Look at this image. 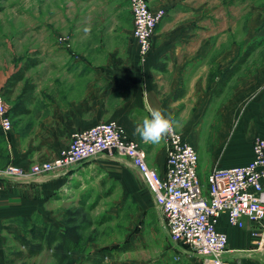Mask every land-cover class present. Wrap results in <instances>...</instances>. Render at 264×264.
I'll return each instance as SVG.
<instances>
[{
	"label": "crops",
	"instance_id": "crops-1",
	"mask_svg": "<svg viewBox=\"0 0 264 264\" xmlns=\"http://www.w3.org/2000/svg\"><path fill=\"white\" fill-rule=\"evenodd\" d=\"M122 1L128 2L115 5L114 21L95 33L94 44L92 33H76L72 40L79 44L52 48L58 54L55 61L32 65V83L16 101L17 112L9 113L11 129L5 133L0 128V154L7 165L28 171L33 163L57 155L74 131L114 120L146 151L148 164L163 173L164 140L152 145L135 134V126L153 109L170 114L177 131L195 146L198 175L205 176V182L214 166L248 162L253 156L252 138L264 135V42L217 93L237 52L217 45V33L194 28L200 21V4L195 1L186 11L182 33H153L151 48L141 60L132 36V14L127 27L118 20ZM148 2L152 10L162 6ZM23 107L29 112H21ZM26 130L30 136L22 141L19 133ZM64 176L55 171L47 177L0 178V256L6 261L49 251L18 258L16 252H25V246L7 238L11 232L19 236L24 222L29 226L33 217L45 214L49 193ZM217 227L227 236L222 255L226 264H264V220L257 224L244 218L243 226L236 227L222 215Z\"/></svg>",
	"mask_w": 264,
	"mask_h": 264
},
{
	"label": "rangeland",
	"instance_id": "rangeland-1",
	"mask_svg": "<svg viewBox=\"0 0 264 264\" xmlns=\"http://www.w3.org/2000/svg\"><path fill=\"white\" fill-rule=\"evenodd\" d=\"M152 1L162 4L153 11L164 10L154 33H182L186 11L196 1L201 16L194 28L201 29V33H217V45L222 49L231 47L238 56L248 43L264 37V0ZM118 3L120 0H0V95L9 113L21 97L23 86L32 83L34 71L32 66L27 68L24 79L14 87L7 84L9 77L25 63L55 61L58 54L52 48L79 44L72 40L76 33H92L94 44L95 33H102L103 25L114 21ZM121 8L118 20L127 27L131 20L128 2L122 1ZM19 136L24 141L30 135L26 130ZM3 155L0 164L4 166L0 169L7 165ZM65 174L50 191L45 214L33 217L29 226L24 222L19 232L31 239L34 228L42 225L61 231L72 229L77 234V245L61 264H91L86 257L97 250L111 253V258L105 260L108 264H211L182 253L169 240L165 218L149 188L124 161L100 157ZM200 179L206 187L205 176L200 175ZM7 240L15 243L17 238L11 232ZM0 264L56 262L49 250L10 263L0 256Z\"/></svg>",
	"mask_w": 264,
	"mask_h": 264
},
{
	"label": "built area",
	"instance_id": "built-area-1",
	"mask_svg": "<svg viewBox=\"0 0 264 264\" xmlns=\"http://www.w3.org/2000/svg\"><path fill=\"white\" fill-rule=\"evenodd\" d=\"M133 19L132 36L142 60L151 48V38L163 9L151 10L148 0H128ZM12 127L9 111L0 95V128ZM165 169L160 173L147 162L146 151L127 136L114 120L103 121L70 134V140L57 155L33 163L26 171L9 164L1 177H47L55 171L68 172L92 159L108 157L124 161L142 177L166 223L169 240L189 256L207 263L226 264L222 259L226 234L217 227L224 215L228 224L243 226L248 218L260 224L264 220V135L252 138V158L241 165L215 166L206 178V187L198 175L197 149L180 131L164 139Z\"/></svg>",
	"mask_w": 264,
	"mask_h": 264
},
{
	"label": "trees",
	"instance_id": "trees-1",
	"mask_svg": "<svg viewBox=\"0 0 264 264\" xmlns=\"http://www.w3.org/2000/svg\"><path fill=\"white\" fill-rule=\"evenodd\" d=\"M264 42V37H262L258 41H252L246 45L244 49L241 50V52L238 54L236 61L234 64L227 68L222 75L219 84L217 88L215 89L217 93H220L224 86L226 85V82L229 80V78L238 71L241 64H243L247 58L251 55V53L257 48V46L261 45ZM35 61H31L28 63H25L22 65V68H19L15 73H13L8 81L7 84L11 87H14L19 81L24 79L25 76V70L29 67H31ZM28 89V85H24L20 96L22 97L25 90ZM20 97V98H21ZM18 104L14 105L11 109V112L14 114L18 110ZM20 107V106H19ZM21 112H29L26 108H21ZM18 242L23 244L26 248L25 252L19 251L16 252V256L18 258L22 257H30L36 254H39L41 250H51L52 256L55 258L56 264L64 263L69 254L71 253L72 249L75 245H77V234L72 230L68 229L65 231H61L60 229L56 227H51L48 229L47 225H42L39 227L34 228L31 239L25 238L23 236H17L16 237ZM111 253L106 250H97L94 252H91L87 255L86 259L88 263L91 264H108V261H105L106 259L111 258ZM8 263H10V260H8Z\"/></svg>",
	"mask_w": 264,
	"mask_h": 264
},
{
	"label": "clouds",
	"instance_id": "clouds-1",
	"mask_svg": "<svg viewBox=\"0 0 264 264\" xmlns=\"http://www.w3.org/2000/svg\"><path fill=\"white\" fill-rule=\"evenodd\" d=\"M177 126L170 114L162 109H153L150 115L135 126V134L148 144L156 145L168 137Z\"/></svg>",
	"mask_w": 264,
	"mask_h": 264
}]
</instances>
